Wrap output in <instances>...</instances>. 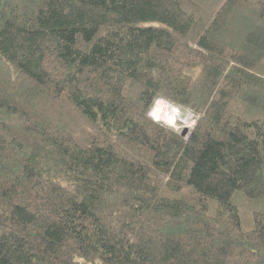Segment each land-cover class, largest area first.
Segmentation results:
<instances>
[{
    "label": "trees",
    "instance_id": "trees-1",
    "mask_svg": "<svg viewBox=\"0 0 264 264\" xmlns=\"http://www.w3.org/2000/svg\"><path fill=\"white\" fill-rule=\"evenodd\" d=\"M0 264H264V0H0Z\"/></svg>",
    "mask_w": 264,
    "mask_h": 264
},
{
    "label": "clouds",
    "instance_id": "clouds-1",
    "mask_svg": "<svg viewBox=\"0 0 264 264\" xmlns=\"http://www.w3.org/2000/svg\"><path fill=\"white\" fill-rule=\"evenodd\" d=\"M202 116L203 112H197L190 106L160 94L152 98L145 112L146 119L177 136L182 135L184 129H188L187 134L183 135L185 140L189 138Z\"/></svg>",
    "mask_w": 264,
    "mask_h": 264
},
{
    "label": "water",
    "instance_id": "water-1",
    "mask_svg": "<svg viewBox=\"0 0 264 264\" xmlns=\"http://www.w3.org/2000/svg\"><path fill=\"white\" fill-rule=\"evenodd\" d=\"M187 132H188V130H187V129H184V131H183L182 135H185V134H187Z\"/></svg>",
    "mask_w": 264,
    "mask_h": 264
},
{
    "label": "rangeland",
    "instance_id": "rangeland-1",
    "mask_svg": "<svg viewBox=\"0 0 264 264\" xmlns=\"http://www.w3.org/2000/svg\"><path fill=\"white\" fill-rule=\"evenodd\" d=\"M188 130V129H187Z\"/></svg>",
    "mask_w": 264,
    "mask_h": 264
}]
</instances>
